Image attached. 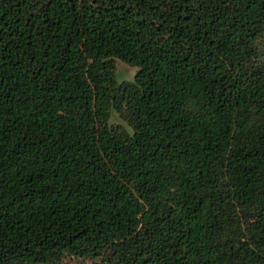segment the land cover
Wrapping results in <instances>:
<instances>
[{"label":"trees","instance_id":"trees-1","mask_svg":"<svg viewBox=\"0 0 264 264\" xmlns=\"http://www.w3.org/2000/svg\"><path fill=\"white\" fill-rule=\"evenodd\" d=\"M263 40L264 0H0V264H264Z\"/></svg>","mask_w":264,"mask_h":264},{"label":"rangeland","instance_id":"rangeland-1","mask_svg":"<svg viewBox=\"0 0 264 264\" xmlns=\"http://www.w3.org/2000/svg\"><path fill=\"white\" fill-rule=\"evenodd\" d=\"M262 42L264 45V40ZM136 70V66H129L120 59L114 60V78L117 82L132 80ZM59 264H91V262L86 259L65 258Z\"/></svg>","mask_w":264,"mask_h":264}]
</instances>
